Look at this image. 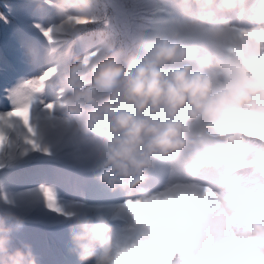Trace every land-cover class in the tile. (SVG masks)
Returning a JSON list of instances; mask_svg holds the SVG:
<instances>
[{
	"label": "clouds",
	"instance_id": "obj_1",
	"mask_svg": "<svg viewBox=\"0 0 264 264\" xmlns=\"http://www.w3.org/2000/svg\"><path fill=\"white\" fill-rule=\"evenodd\" d=\"M171 3L132 43L83 55L61 45L100 21L98 0L37 3L54 20L49 70L10 90L0 152L40 151L30 141L48 149L54 139L85 156L109 190L131 193L161 160L196 177L252 141L251 159L215 189L178 183L126 200L118 239L108 216L73 204L71 250L82 264H264V0ZM0 200V264H38L31 245L11 247L25 219L6 194Z\"/></svg>",
	"mask_w": 264,
	"mask_h": 264
},
{
	"label": "trees",
	"instance_id": "obj_2",
	"mask_svg": "<svg viewBox=\"0 0 264 264\" xmlns=\"http://www.w3.org/2000/svg\"><path fill=\"white\" fill-rule=\"evenodd\" d=\"M1 1L2 0H0V4H2ZM23 1L24 0H18L17 3H15V8L17 9V11L23 10ZM147 1L151 4L158 5V0ZM144 3H146V0H98L97 11L101 18L100 21L91 24L83 29L79 37H73L71 40L63 43L61 45V48L64 49L63 54L83 55L85 52L99 47L104 42L115 43L116 41L118 43L115 44H117L118 46H124L132 43L134 34L139 32L138 25H140L142 21H145L143 17L149 15L143 14L145 16H142L141 14H136L138 8L141 7ZM50 13L51 10H49V13L45 14H40L36 11L31 15V18L34 15L33 22H39L43 26L47 27L50 23H52L49 18ZM14 14L18 15V13ZM6 15L8 19V27L10 28V32L13 37L11 38V46H13L14 49H11L10 52H8L7 48L5 47H2L3 49H0V87H4V81L6 82L7 78L17 76L19 77V82L14 85L15 87L33 72L30 63L31 49L38 46L41 51H47L50 49V46L47 45V42L40 35L36 28L35 31H37L39 34L37 32L36 34H32V32L27 29H25L26 31L20 29L24 28L25 25L18 26L16 21L11 20L7 13ZM229 19H231L234 23L237 22L236 14L231 16ZM108 27L113 29L110 30ZM21 53H23V56H21ZM14 61H16L18 65ZM19 65H23L24 67H20ZM8 109L9 107L6 106L5 101L3 99H0V113H4L8 111ZM48 146L54 147L56 146V144H51L50 142H48ZM254 151V142L248 141L247 143L241 145L237 150L227 153L224 162L220 167L204 169L196 177H190L188 175H185L182 171L178 170L181 180L180 183L196 184L201 186L207 185L215 189L222 183V181L226 179L228 169L251 159ZM33 152V150L28 149L23 153L21 152V155L28 159L33 155ZM40 153L43 154L42 151H40ZM67 155L70 159L80 156L71 152H67ZM45 162L47 161L40 160L39 162L31 164L29 167L33 169L28 173L21 174V180L19 182H14L12 179L7 181L6 179H0V193L6 194L4 192V188L5 186L9 185H11L15 194L18 195L26 192L25 189H29V191H40L41 187L44 186L64 193L66 197L65 204H62V210L65 208L64 213L69 211L73 204L82 206L85 201L82 196V191L84 188H90L88 179L89 176L84 175L85 173L80 174L72 169L63 168L54 163L49 162L48 164H46ZM76 162L80 163L82 170L91 167L89 161L84 158L76 159L74 162L69 161V165H73L72 163ZM26 165L29 164H24L23 166ZM244 171L245 173H247L249 170ZM94 182L95 187L90 189L93 198L96 199L95 203L100 204L104 201L108 202L107 210L105 211V213H103L108 217H116L118 216V213H120L118 212V210L122 211V213L120 214L123 216V219L121 221V224L123 226L128 222L127 218L123 215V206L126 200L142 198L145 195L151 196L153 194H159L165 189L174 185L169 182L161 184L158 183L156 185L147 183L150 185V190L147 194H144L141 192L146 187L144 183L138 186L135 191L129 193L120 190H117L116 192H113L111 190L110 192H104L102 189H104L106 186L101 184L96 178L94 179ZM57 193H55V195ZM42 196L43 194L42 192H40V195L37 199L38 201L35 200L34 202H32L29 210L37 204L40 206V204L45 199L44 197L42 198ZM56 200L58 199L56 198ZM1 202L2 200H0V203ZM26 207L27 206H24L20 203L19 206L15 209H18L19 212L24 215L27 211ZM48 208L49 207L47 204L42 205L40 215L43 219L50 218L51 216V214L48 213ZM89 212L94 215L96 212L101 211L98 207L94 206L89 209ZM33 219L38 220L37 214L33 217ZM49 222H52V219H49ZM33 229L34 230L28 231H33L31 232L32 234L37 233L38 238L36 239L34 238V236L28 235L27 233L25 234V237L28 241V244L31 245L32 251L38 252L40 254L41 261L43 262L42 264H71L69 260L64 258L61 254L54 256L52 254V249L44 248V246L47 247L50 238L44 234L45 232L43 229L35 225L33 226ZM68 234L71 236V229L69 230ZM111 235L114 239H118L120 236V234L115 231H112ZM15 247L18 246L13 243L12 248Z\"/></svg>",
	"mask_w": 264,
	"mask_h": 264
},
{
	"label": "rangeland",
	"instance_id": "obj_3",
	"mask_svg": "<svg viewBox=\"0 0 264 264\" xmlns=\"http://www.w3.org/2000/svg\"><path fill=\"white\" fill-rule=\"evenodd\" d=\"M17 1L18 0H2L1 1L2 4H0V12L5 13V15L7 13L8 16L11 18V20H13V18H15L14 13H18V15L17 14L16 15L19 17V19L23 23V25H25L23 30L27 29V30L31 31L32 34H36L37 31H35V27H33L34 15L32 18H31V15L34 14V12H36L35 5L37 3V0H24L23 1L24 2L23 10H21V11H17V9L15 8V3H17ZM171 7H172L171 0H158V5L151 4L150 2H148L146 0V3H144L136 11V14H141L142 16H145L143 14H149L146 17H143V19L145 21H142V23L140 25H138L139 32L141 30H143L144 28H146L147 26H149L155 22H158L163 18V14L161 12L157 11V9L168 10V9H171ZM9 9H10V11H9ZM234 14L235 13H228V14L223 13L222 15L226 16L227 18H230ZM138 16H140V15H138ZM108 28L110 30L113 29L110 27H108ZM139 32L134 34V38H132V42L137 38ZM11 38H13V37L11 35L10 28L8 27V23H4L3 21H0V49H3L2 47H5V48H7L8 52H10L11 49H14L13 46H11ZM115 43H118V42L115 41ZM48 142H50L51 144H56V146H54V147L48 146V153L47 154L43 151H42L43 154H41L40 151H34L33 155L28 159L21 155L20 149H13V152H12V150H6L4 152H0V179H2V180L6 179V181L12 179L14 182H19L21 180V174L30 172L33 168H31L29 166L35 162H39L40 160H43V161L58 160V161L62 162L63 164L69 165V161L74 162L76 159L84 158V156L82 155L81 157L78 156L77 158L74 157V158L70 159L67 155V152L69 153V151L66 150L60 143H58L54 139H49L46 141V143L48 144ZM28 149L32 150L30 147ZM45 163L47 164L49 162H45ZM24 164H29V165L23 166ZM72 164H73L72 166H80L81 167L80 163H78V162L72 163ZM36 170H38V169H36ZM155 170L158 174L156 182L163 183V182L171 181L172 184L180 183V175H179L178 170H175V171L170 170L167 161L166 162L162 161V160L159 161ZM168 177H169V179L167 180ZM12 186H14V185H12ZM145 186L146 187L141 192L144 194H147L148 191L150 190V187H149L150 185L145 184ZM25 190H26V192H23V189H22L23 193H21V195H18V194H15L11 185L5 186V188H4V192L6 193V195L8 196L10 201L12 202L10 205L11 210L19 213L25 219V223H24L22 228H20V229L14 228L13 229L12 232L15 235L11 234V245L13 244L15 237L18 239H21V240L22 239L26 240V237H25L26 233L28 235L31 234L36 239L38 238L37 233L32 234L31 232H33V231H31V232L28 231V230H34L33 229L34 225H32V224H33V222H35L34 219L31 217L30 212L28 210H29L32 202H34L35 200L38 199V196L40 195L41 190L40 191H29V189H25ZM43 197L44 196H42V198ZM20 203L24 206H27L26 207L27 211L25 212L24 215H22V213L19 212L18 209H15L19 206ZM46 204L48 205V202L46 201V199H44V201L38 207L37 216H38L39 221H41L45 225L57 223L60 226H64L65 224L68 223L67 213H68V217H70V215H69V211H67V209L69 207L66 209V211H67L66 213H64L65 208L61 212H57L51 208H48V213L51 214V216H50V218L43 219L40 215V212H41L42 205H46ZM56 205L58 208L62 209V204L57 200H56ZM4 208H5V205H4L3 200H2V202L0 203V211L4 210ZM49 219H52V222H49ZM59 222H63V223H59ZM115 223L117 224V222H115ZM120 225L121 224H118L114 227V229H116V232L118 234H121V230L123 228V226H120ZM47 246H49V245H47ZM44 248L49 249L46 246H44ZM54 251H55V249H53V252ZM57 251H59V249H57ZM76 262H79L78 258H76Z\"/></svg>",
	"mask_w": 264,
	"mask_h": 264
},
{
	"label": "snow or ice",
	"instance_id": "obj_4",
	"mask_svg": "<svg viewBox=\"0 0 264 264\" xmlns=\"http://www.w3.org/2000/svg\"><path fill=\"white\" fill-rule=\"evenodd\" d=\"M37 3L43 4V0H37ZM37 3H36V5H37ZM36 5H35V9H36ZM49 10H51V8H49L47 5H44V7L41 10H39V11L36 10V11L39 12L40 14H45V13H49ZM9 11H10V9H9ZM51 17H52V10H51V13L49 15V18L52 21V23H54V20ZM0 21H3L4 23H8L7 16L4 13H0ZM52 23H50V24H52ZM33 27H35L37 29V31L40 33V35L46 41V36L48 34V26L45 27L39 22H33ZM51 51H52L51 49H49L47 51H41L38 46L31 49V51H30V63H31V67L33 69V72L31 75H29L22 82L30 83L33 80V78H39L43 74H45V72L47 70H49L48 57L51 55ZM11 89L12 88H8V87H0V99L7 100L8 102H10V98H11L10 97V90ZM55 90H56L55 86H53L52 88H49V89H45V95L37 99V101H36L37 104L43 103L44 101H46L51 96V94L55 92ZM0 114H3V113H0ZM30 143L32 144L33 148H36L40 151H43L46 154L48 153V149H41L40 146L35 143V141H30ZM41 192H42L43 196L45 197L46 201L48 202L49 208H51L57 212L62 211V209L58 208L56 205V196H55V193L53 192L52 189L42 186Z\"/></svg>",
	"mask_w": 264,
	"mask_h": 264
}]
</instances>
